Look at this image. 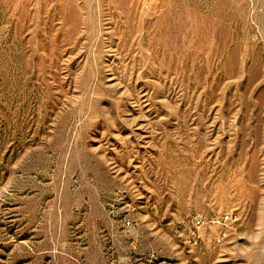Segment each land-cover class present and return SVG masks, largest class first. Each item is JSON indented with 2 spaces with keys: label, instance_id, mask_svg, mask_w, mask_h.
<instances>
[{
  "label": "rangeland",
  "instance_id": "rangeland-1",
  "mask_svg": "<svg viewBox=\"0 0 264 264\" xmlns=\"http://www.w3.org/2000/svg\"><path fill=\"white\" fill-rule=\"evenodd\" d=\"M0 264H264V0H0Z\"/></svg>",
  "mask_w": 264,
  "mask_h": 264
}]
</instances>
